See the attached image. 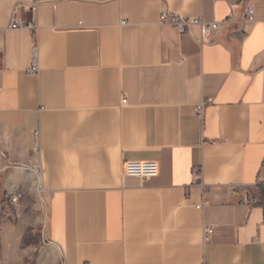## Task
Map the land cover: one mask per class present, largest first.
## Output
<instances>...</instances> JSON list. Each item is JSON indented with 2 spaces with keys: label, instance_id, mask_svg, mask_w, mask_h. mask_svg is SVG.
<instances>
[{
  "label": "crops",
  "instance_id": "crops-1",
  "mask_svg": "<svg viewBox=\"0 0 264 264\" xmlns=\"http://www.w3.org/2000/svg\"><path fill=\"white\" fill-rule=\"evenodd\" d=\"M0 264H264V0H0Z\"/></svg>",
  "mask_w": 264,
  "mask_h": 264
},
{
  "label": "built area",
  "instance_id": "built-area-1",
  "mask_svg": "<svg viewBox=\"0 0 264 264\" xmlns=\"http://www.w3.org/2000/svg\"><path fill=\"white\" fill-rule=\"evenodd\" d=\"M21 8H24L28 11H34L36 8V5L35 4H31L30 6L16 5L15 9L12 12L13 19L11 21L10 28L11 29L19 28V29L29 31L30 33H35L36 29H37V25H36V18L34 15H31V18L28 21L17 20L15 15L17 14L19 9H21ZM253 12H254V9L252 8L251 5H249L247 7V14H246L247 20L252 19ZM167 19H169L170 24L176 28V30L178 31L179 34L184 33V31H186L188 29L190 23H200V25L203 26L205 34H208L212 30H215V28L218 26L216 22L207 24V23L201 22L200 20L199 21L198 20L190 21V20L185 19V18L183 19V18L175 16V15H170L169 12L162 13L161 14V20H167ZM32 46H33V48H32L31 57H30L31 66L28 70L30 74L37 73V71L39 69L37 46H35V44H33ZM203 105H204V103H202V105L197 106V109H196L197 114H200ZM121 166H122V173L124 176L134 177L140 181L156 177L158 175V172H159V165H158L157 161L149 160V159L127 160V161H124ZM20 197H21V193L15 192L12 194L11 200L17 204L19 202L18 199ZM254 200H255V198L253 196H251L249 198L244 196L243 199L241 200V204L251 205V203H253ZM211 231H212V229L210 226H206L203 229V232L205 234V238H206V236H209Z\"/></svg>",
  "mask_w": 264,
  "mask_h": 264
},
{
  "label": "rangeland",
  "instance_id": "rangeland-1",
  "mask_svg": "<svg viewBox=\"0 0 264 264\" xmlns=\"http://www.w3.org/2000/svg\"><path fill=\"white\" fill-rule=\"evenodd\" d=\"M15 192H20L21 193V197H22V192L19 191V190H16V191H13L11 193L8 194V198L9 200H11V196L13 193ZM21 197L18 199L20 201ZM5 199V198H4ZM13 206H16V203H14L12 200H11V203L10 202H7L5 201V212L8 214V213H12V210H13Z\"/></svg>",
  "mask_w": 264,
  "mask_h": 264
}]
</instances>
